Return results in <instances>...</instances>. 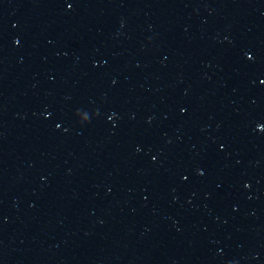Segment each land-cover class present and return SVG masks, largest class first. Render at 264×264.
<instances>
[{"label": "water", "instance_id": "1", "mask_svg": "<svg viewBox=\"0 0 264 264\" xmlns=\"http://www.w3.org/2000/svg\"><path fill=\"white\" fill-rule=\"evenodd\" d=\"M0 264H264V0H36Z\"/></svg>", "mask_w": 264, "mask_h": 264}]
</instances>
